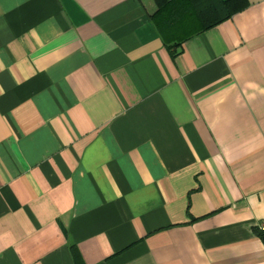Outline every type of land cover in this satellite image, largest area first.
Returning a JSON list of instances; mask_svg holds the SVG:
<instances>
[{
    "label": "crops",
    "instance_id": "1",
    "mask_svg": "<svg viewBox=\"0 0 264 264\" xmlns=\"http://www.w3.org/2000/svg\"><path fill=\"white\" fill-rule=\"evenodd\" d=\"M247 1L171 54L153 0H0V264H264Z\"/></svg>",
    "mask_w": 264,
    "mask_h": 264
},
{
    "label": "trees",
    "instance_id": "2",
    "mask_svg": "<svg viewBox=\"0 0 264 264\" xmlns=\"http://www.w3.org/2000/svg\"><path fill=\"white\" fill-rule=\"evenodd\" d=\"M149 19L171 54L188 36L244 8L247 0H153ZM260 234V233H259ZM262 239L263 235L260 234Z\"/></svg>",
    "mask_w": 264,
    "mask_h": 264
},
{
    "label": "built area",
    "instance_id": "3",
    "mask_svg": "<svg viewBox=\"0 0 264 264\" xmlns=\"http://www.w3.org/2000/svg\"><path fill=\"white\" fill-rule=\"evenodd\" d=\"M254 228L259 231L263 237H264V217H262L261 219H258L255 223H254ZM264 241V239H263Z\"/></svg>",
    "mask_w": 264,
    "mask_h": 264
}]
</instances>
